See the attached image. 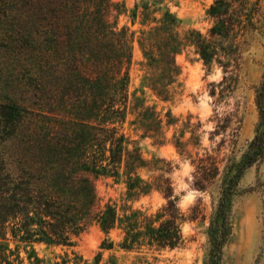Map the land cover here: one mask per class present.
<instances>
[{
  "label": "rangeland",
  "instance_id": "374dc122",
  "mask_svg": "<svg viewBox=\"0 0 264 264\" xmlns=\"http://www.w3.org/2000/svg\"><path fill=\"white\" fill-rule=\"evenodd\" d=\"M0 1V159H14L15 149L23 152L29 140L31 116L44 121L45 108L39 96L33 97L26 16L8 12L12 0ZM109 1L114 9L109 21L118 29L129 28L134 41L127 70V102L116 124L123 137V162L117 176L92 177L98 209L110 204L119 217L138 213L149 220L158 217L155 228L159 223L165 226L167 200L154 187L166 184L174 199L172 213L180 240L173 247L149 246L141 227L140 235L132 238L135 242L124 243L120 230L105 235L90 221L70 246L20 243L8 235L5 247L22 264H30V256L39 264H205L211 249L207 228L220 186L231 174L228 167L239 162L253 138L257 122L254 88L264 74V0H248L255 3L252 11L258 32L248 42L238 79L224 95L218 89L224 76L221 67L203 63L192 44L177 51V80L159 86L157 95L148 83L155 70L145 65L137 45L143 15L155 20L170 16L180 38L204 35L214 22L208 14L213 0ZM132 13H137L133 24ZM62 101L51 109L69 117L74 113L72 102L67 97ZM128 153L140 154L147 168L131 165L125 169ZM206 156L207 162L216 161L215 178H210L214 173L198 169ZM134 176L142 182L138 190L127 185ZM227 221L229 234L220 264H264V160L240 176L228 199Z\"/></svg>",
  "mask_w": 264,
  "mask_h": 264
},
{
  "label": "trees",
  "instance_id": "16d2710c",
  "mask_svg": "<svg viewBox=\"0 0 264 264\" xmlns=\"http://www.w3.org/2000/svg\"><path fill=\"white\" fill-rule=\"evenodd\" d=\"M12 2L8 12L26 16L33 97H40L45 111L42 122L35 114L31 116L24 151L17 148L14 159H0V264H22L5 247L8 235L20 243L70 246L90 221H95L105 235L120 230L124 243L135 242L132 238L140 235L143 227L149 246L178 244L172 213L174 199L166 184L154 187L167 200L165 226L159 223L155 228L158 217L149 220L138 213L119 217L110 204L98 209L92 177L117 176L123 162V137L116 124L122 120L127 102V70L134 33L124 26L118 29L109 21V12L114 10L109 0ZM253 5L248 0H213L208 13L213 25L204 35L197 33L190 39L179 37L170 16L155 20L143 15L137 45L145 65L156 71L148 79L151 89L160 95L159 86L164 88L177 80L174 57L192 44L203 63L215 62L221 67L224 76L219 93L228 92L230 84L238 79L248 42L258 32ZM136 16L132 13V24ZM65 97L71 100L74 110L69 117L51 109ZM263 98L264 74L254 88L257 122L253 138L239 162L228 167L231 174L220 186L207 228L211 249L205 264H220L229 234L228 199L242 173L264 160ZM206 159L198 163V169L214 173L210 178H215L216 161ZM131 165L147 168L137 153L126 155L124 168L129 170ZM131 182L128 187L137 190V184L142 183L135 176ZM28 259H32L30 264H39L36 258Z\"/></svg>",
  "mask_w": 264,
  "mask_h": 264
}]
</instances>
